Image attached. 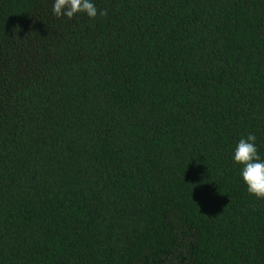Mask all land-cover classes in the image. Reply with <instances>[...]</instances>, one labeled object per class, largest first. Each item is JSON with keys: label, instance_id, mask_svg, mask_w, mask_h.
<instances>
[{"label": "trees", "instance_id": "1", "mask_svg": "<svg viewBox=\"0 0 264 264\" xmlns=\"http://www.w3.org/2000/svg\"><path fill=\"white\" fill-rule=\"evenodd\" d=\"M0 0V264H264V0Z\"/></svg>", "mask_w": 264, "mask_h": 264}, {"label": "clouds", "instance_id": "2", "mask_svg": "<svg viewBox=\"0 0 264 264\" xmlns=\"http://www.w3.org/2000/svg\"><path fill=\"white\" fill-rule=\"evenodd\" d=\"M52 11L57 18L69 20L80 15L89 19L107 15L106 11H98L95 0H53ZM232 161L240 166V177L248 194L264 200V157L259 153L254 134L249 133L237 142Z\"/></svg>", "mask_w": 264, "mask_h": 264}]
</instances>
